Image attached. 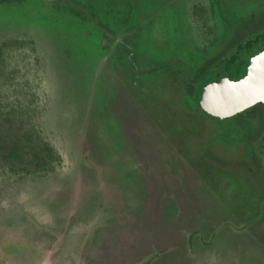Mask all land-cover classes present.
<instances>
[{"label": "rangeland", "instance_id": "374dc122", "mask_svg": "<svg viewBox=\"0 0 264 264\" xmlns=\"http://www.w3.org/2000/svg\"><path fill=\"white\" fill-rule=\"evenodd\" d=\"M67 1L0 0V264H264V104L186 86L264 0Z\"/></svg>", "mask_w": 264, "mask_h": 264}, {"label": "water", "instance_id": "95a60500", "mask_svg": "<svg viewBox=\"0 0 264 264\" xmlns=\"http://www.w3.org/2000/svg\"><path fill=\"white\" fill-rule=\"evenodd\" d=\"M264 104V47L249 57L242 76H222L207 82L201 90L200 110L215 119L225 120Z\"/></svg>", "mask_w": 264, "mask_h": 264}, {"label": "trees", "instance_id": "16d2710c", "mask_svg": "<svg viewBox=\"0 0 264 264\" xmlns=\"http://www.w3.org/2000/svg\"><path fill=\"white\" fill-rule=\"evenodd\" d=\"M65 8L76 18L88 19L92 22L95 21V16L92 7L84 5L79 0H68L65 4ZM127 46L129 52L136 51L137 47L133 40H127ZM264 47V16L254 20L250 24L244 25L238 30L236 41L230 46V49H234V52L226 59L227 72L235 75V78H239L243 75L245 68L248 64L249 57L258 52ZM221 59V58H220ZM217 60H213L207 63L201 68L196 75L189 78L187 82V96L194 102L197 109L199 108L198 100L202 87L209 82L208 74L212 65L216 64ZM153 71H151L152 73ZM219 75V74H218ZM219 79V78H218ZM260 104L258 106H261Z\"/></svg>", "mask_w": 264, "mask_h": 264}]
</instances>
